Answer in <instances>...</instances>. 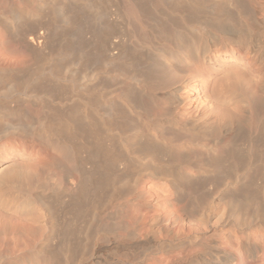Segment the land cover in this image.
<instances>
[{"label": "rangeland", "instance_id": "obj_1", "mask_svg": "<svg viewBox=\"0 0 264 264\" xmlns=\"http://www.w3.org/2000/svg\"><path fill=\"white\" fill-rule=\"evenodd\" d=\"M226 1L0 0V169L14 161L15 166H18L16 168L20 169L22 175H26L23 177L27 178L28 182L34 178V183L46 186L43 193L44 204L47 206V209H44L46 219L38 220V212L34 209L38 203L33 206L32 212L35 213L29 216H22L18 210L12 208H8L9 212L0 211V216H10L13 230L25 224L28 219L32 227L42 231L49 238V243L47 242L42 250L44 259L40 260L34 255L31 257H35L34 261L29 258L28 263L64 264L66 261L65 264H93V260L99 262L108 259L107 263L114 261L124 264V250L118 247V242L124 244V221L137 222L146 212L152 213L150 215H160L161 224L155 226L152 231L154 235L150 232L149 240L146 241L151 246L149 251L146 250L139 257L140 260L134 259V264H165L168 262L166 253L176 251L181 247L179 245H185L183 241L176 242L171 234L162 231L161 228L167 223L165 220L174 219L181 222L191 230V235L199 232L200 237H205L209 233V230H206L205 217H208L209 224L214 226L215 219L209 212H223L225 205L218 206L216 195L207 187L200 190L197 196L188 197L184 202L175 200V188H171L169 182H174V186L180 189L182 185L185 188L187 186L188 193L197 185L196 180L189 183L190 186L175 182L176 176L184 174L185 177L190 173V169L179 158L177 151L182 149L181 142L170 143L175 133L186 137L185 141L183 140L185 143L182 144L193 152H201L206 147L205 144L211 148L207 142L208 138L203 134L194 132L195 135H190L189 126L182 129L176 123H188L202 114L212 120L211 113L218 110L216 103L208 98V88L212 85L214 72L207 70L198 59L202 43H199L194 51L197 59L190 56L188 49H185L186 53L183 50L184 54H179L183 62L175 69L170 60L171 56H157L153 42L154 38L163 33L161 27L169 22L167 18H180L189 11L188 14L197 17L191 29L194 28L203 39V44H207L208 32L219 36L216 24L208 21L212 17L215 18L213 14L216 17L222 16V13L216 11V5L223 6V14L229 11L232 13ZM245 1L250 8H254L256 1L264 3V0ZM179 13L183 15H178ZM262 16L264 17V14ZM161 20L165 24H162ZM241 21H244V25L249 24L245 17ZM253 33L257 35L256 30ZM36 34L45 37L41 47L28 49L25 40ZM145 37L147 40L143 44L140 41ZM169 43H165V46L172 52L173 47ZM151 54L164 65L170 79L180 81L182 78H188L191 81L192 91L186 94V100L172 114L166 111L167 101L154 96L163 89L168 90L169 85L160 84L159 70L153 63ZM235 57L236 63L247 68L242 52ZM128 74L139 77L140 82H132ZM137 126H142V129L136 128ZM135 128L141 131H136ZM67 133L71 135L68 136ZM194 136L197 137L194 139ZM58 146H61V149H58ZM63 147L74 152L73 160L76 158V161L70 159L72 163L64 157L63 152L66 149ZM94 148L101 153L96 161L103 163L109 160L111 166H107L109 169L106 167L109 171L106 179L110 180L109 187L106 185L98 190L95 184L104 181L105 177L102 179L101 175L94 174L97 172L93 169L94 162L91 158L92 152L97 151ZM87 149L92 152L88 153ZM213 149L217 151L215 153L219 152L218 146ZM65 160L69 163L65 164ZM54 162L57 165L53 164ZM212 165L205 166L204 170L211 171ZM68 166L71 169L67 168ZM66 168L71 177L68 181H65L63 173L67 171ZM151 172L156 175L155 178L149 174ZM200 174L202 177L205 175L203 170ZM85 178L90 182H87L89 191L84 195L87 198H81L77 193V184ZM25 179L23 180L26 181ZM89 185H93L92 189ZM75 205L79 207L77 210H81H75ZM182 205L196 213L184 217L181 213ZM51 224L53 227L50 228ZM50 229H55V233L53 231L50 235ZM227 231L218 236L216 249L234 254L237 258L236 264H242L237 238ZM65 232L68 236H63L67 234ZM2 239L3 236L0 238V255L6 256L5 248L9 245L10 248H7L12 249V252L15 250V253L11 252L12 256L7 259L12 258V262L16 259L14 264H25L20 260L26 253L35 254L32 246L25 248L26 245L24 246L15 234L3 239L4 241ZM6 240H9L8 244ZM61 245H64L62 249ZM108 247L113 248L106 251ZM211 249L212 245L205 237L202 246H196L187 260L191 261L199 256L210 260ZM206 250L208 254L205 253ZM4 259L0 257V264L6 261Z\"/></svg>", "mask_w": 264, "mask_h": 264}, {"label": "bare ground", "instance_id": "obj_2", "mask_svg": "<svg viewBox=\"0 0 264 264\" xmlns=\"http://www.w3.org/2000/svg\"><path fill=\"white\" fill-rule=\"evenodd\" d=\"M249 1H251V0H249ZM226 2H227L226 3L227 7L228 6L230 7L232 13L229 11V13H231V14H229L228 12H226L227 14H223V6L222 7H221V5L217 6L218 4L216 5V7L214 6L216 8V11L217 10L219 11V14L222 13V16L220 15L221 16L220 17L219 14L217 13L218 14L217 16H219V17H216V15L213 14V16H215V18L212 17L208 21H210L213 25L216 24V31L219 34V36L217 37V35H214L211 32H208L209 30L208 31L206 30L208 32V34L206 33L208 35L207 39L209 38L207 40V44H205L206 42L203 44V39H201V36L199 35V33L197 31H195L194 28L191 29L192 28L191 26L193 25L194 20H196L197 17H195L194 14H191V13L188 14L189 11L184 13V15H183V13L178 14V15H183L184 17L181 16L180 18H176V16H175L173 18H170V17L167 18L168 19L167 21H169L170 23L167 22L165 24V22L163 23V21L161 20L162 24H165V25H162V27H161V28H163L162 29L163 33L160 34L158 37L154 38V42H153L157 56H159L161 54L171 56L170 60H172V64L174 65L175 69H178L179 64L183 62V61L181 62L182 57L180 56L181 52L184 54L183 50L185 51V49H188V53L190 54V56H192V58H194V59H197V58H195V52L194 51H195L196 47L199 46V43H202V49H201V53H200V56L198 59H200L202 64H204L206 66L207 70H212L214 72V75L212 78V85H210L208 88V98L212 102L216 103L218 110L211 113V115L213 116L212 120L208 119V117L206 118L202 114V115H199L197 117H194L193 119L188 121V123H185V124L176 123V122L175 123L178 124V126L180 125L179 127H181L182 129L189 126L188 131H190L191 134H190V132H188V133L190 135H195V133H197L198 135L203 134V136L208 138L207 142L210 143L211 148L209 145L207 147V144H205L206 147H204L202 151L200 150L201 152H199L198 150H197L198 151L197 153L195 151L193 152L192 149L187 148L184 145V143H185L184 139L186 137L182 134H176L175 135V133H174V136L171 138L170 144H175L176 141L181 142L182 149H180V151H177V152H179L178 155H179L181 162L184 163L185 165H187L190 169V173L186 174L185 177L183 176L184 174L182 176L180 175V177L176 176L175 182L177 181L180 184L190 186L189 183L196 180L195 184L197 186H195L194 189H192L190 191V193H188V192H186L187 186L185 188V186H183V185L180 186L177 184L178 186L181 187V189H180V188L174 186L175 185L174 182H169V183H170V187L172 186L171 188H175V190H174L175 200H177L180 203L184 202L186 199H188V197L197 196L200 190H204L207 187L209 190H212L214 192V194L216 195L217 201H218V206L225 205V208L223 209L225 212L224 211L223 212H209L210 214H212V217L215 219V223L214 224L212 223L214 226L209 224L208 217H205V219H206V230H209V233H208L209 235L207 234V235H205V237H206V239H208L209 243L212 245V249L210 252L211 259L209 258L210 260H207L204 256H199V257L194 258L191 261H188L187 260L188 256H191V253L193 254L194 248L196 246H202V243H203V240L205 239V237L204 236L200 237L198 231H197L198 232L197 234L194 233L191 235V233H190L191 230H189L186 226L182 225L181 222L179 223L177 220L176 221L174 219L165 220L167 223L165 224V226H163L161 228L162 231L164 230V231H166V233L171 234L174 241H176V242L183 241L186 245V246L183 245L184 247L182 245H179L181 247L178 248L176 251H171L169 253H166V256H168V262L165 264H236L237 258H236V256H234V254H232L228 251H223V250L220 251V250L216 249V246H217V243L219 240L218 236L223 234L226 230H228L227 232H229L230 235L237 238L239 253L242 257V264H256V263L257 264H264V17L262 16L264 14V3L262 1H260V3H257L258 1H256L254 8H250L247 4V1L244 2V0H227ZM226 11H228V10H226ZM244 17L248 19L249 24L248 23H245L247 25L243 24L244 21L242 22L241 19ZM158 23H160V22H158ZM187 27H189V28H187ZM255 30L257 31V35H255L253 33V31H255ZM189 32H191L190 35H189ZM44 38L45 37H43V35H41V34H36L34 36L29 37L27 40H25L27 48L32 49L35 47L36 48L39 47L40 44L43 43ZM146 40H147V38L145 37V38H142L140 42H142L144 44V43H146ZM167 42H170L169 43L170 46H172L174 48V49L172 48V50H173L172 52L167 48V46H165V43H167ZM129 47H130V45H129ZM241 52L244 54L245 59L243 60V62H244V64H247V68H243L242 65H240L239 63H236V57L235 56ZM73 53H75V52H73ZM185 53H186V51H185ZM217 54H218V56L221 57V59H219V57L216 56ZM151 55H150V57L152 59L154 55L153 54H151ZM183 56H187V54L183 55ZM229 56H233V57H229ZM154 58L152 59V61H154L153 63H155V65L158 67L159 78L161 79L160 84L162 86L165 83L169 85L168 90L163 89L160 93H155L154 96H155V98L165 99L167 101V104H168L166 111L168 113L172 114L178 108V106L182 105L183 102L186 100L185 99L186 94L190 93L192 91L191 81L188 78H185V79L182 78V80H180V81L177 79H173V80H172V78L170 79V77H168V73H167L166 69L164 68V65L156 59V56ZM76 60H77V58H76ZM51 70H50V72H51ZM136 72H139V71H136ZM129 73H133V72H129ZM141 73L140 74L142 77L143 71H141ZM134 74H135V72H134ZM135 75H137V73ZM135 75L132 76V75L128 74V78L134 83L135 82L139 83L140 78L136 77ZM43 89H45V88H43ZM132 102H133V100H132ZM80 125H78V126H80ZM59 126H60V124H59ZM127 126H129V125L127 124ZM174 126H175V124H174ZM77 128H79V127H77ZM124 128H127V127H124ZM132 128H134V127H132ZM136 128H138V126ZM135 129H133V130H135ZM138 129H136V131H141ZM140 129H142V126ZM79 130L81 131V129H79ZM186 131H187V129H186ZM90 132H91V130H90ZM70 135L68 134V136H70ZM188 137L190 138L189 135H188ZM196 137L197 136H194V139ZM190 139H192V138H190ZM182 142H184V143L182 144ZM60 144H62V143H60ZM215 146H218V148H219L218 153H215L217 151H214L215 149H213ZM59 147H61V146H58V149H61ZM74 147L75 146H73V148ZM63 148H64V150L66 149L65 152H63V153H65L64 157L68 160H70V159L73 160V158L75 157V154H73L74 152H72L71 150H67V147L66 148L63 147ZM84 149H85V147H84ZM89 149H91V148H89ZM94 149H97V148H94ZM89 152H92V151L88 150V153ZM93 152H92V157H91V154L89 156L92 158V162H94L93 163L94 164L93 169L95 170V172L97 171L98 173L97 172L94 173V171L92 173L98 174L99 176L101 175L102 179L105 177L104 181L103 180H102V182L97 181L98 183L95 184V186L97 185L96 190H98V189L108 185V183L110 181L109 178H108V180H106L108 177V174H109V171H107V168L110 166V164L108 163L109 160L107 161L105 159L106 156L104 157V159L106 160L105 162L104 161H103V163L97 162L96 160H98L99 156H101V153L98 151V149H97V151L94 150ZM81 154H82V152H81ZM86 155H87V153H86ZM103 155H105V154H103ZM89 156H88V158H89ZM118 156H120V155H118ZM62 158H63V156H62ZM153 159H155V158L153 157ZM153 159H152V161L154 162ZM62 160H60V161H62ZM72 160H70V161H72ZM67 161L66 160L64 161L65 164ZM73 161H72V163H73ZM13 162H11L10 164L4 165L0 169V211L9 212L10 210L8 211V208H12L13 210L14 209L18 210V212L20 214H22V216H25V214H28V216H29V214H34L37 211L38 212V220L39 219H41V220L46 219L44 209L46 210L47 206L44 204L45 196L43 195V193L46 189L45 188L46 186H43V185L41 186L40 184H38L36 182L34 183V181H33L34 178H32L33 179L32 181L30 180V182H28L27 181L28 179L24 178L26 175L25 176L22 175L21 172L19 171L20 169L18 170L16 168L17 165L15 166V163H13ZM155 162H157V161H155ZM67 163H69V162H67ZM53 164H55V162ZM75 164H77V163H75ZM209 164H213L212 165L213 169H211V171L208 172V171L204 170V167L209 165ZM214 164L216 167H214ZM55 165H57V164H55ZM68 165H70V164H68ZM80 165L81 164H79V166ZM111 165H113V164L111 163ZM125 165H127V164H125ZM90 166L92 167V165H90ZM71 167H74V166L71 165ZM67 168H70V167L68 166ZM67 168H66L67 171L63 172L65 177H66L65 181L66 180L68 181V178L70 177L69 176L70 171H68ZM114 168H116V167H114ZM123 168L125 169V167H123ZM128 168H130V167H128ZM63 169H65V168H63ZM202 170L206 176L205 175L203 177L201 176L200 173L202 172ZM74 171L75 170H73V172ZM125 171H126V169H125ZM75 172L77 173L79 171H75ZM83 174H85V173H83ZM149 174L153 178H155V176H156L152 172ZM158 175H161V174H158ZM71 176H72V174H71ZM85 176H86V174H85ZM118 177H120V175ZM166 177H167V175H166ZM23 179H25L29 184L26 181H24ZM85 180H86V178H85ZM85 180L80 181L77 184V189H78L77 193H78V196L81 198L85 197L84 195L87 194L86 193L87 191H89V190H87L88 189L87 188L88 187L87 186L88 181L87 180L85 181ZM90 181H92V180H90ZM88 183L90 184V182H88ZM92 184H94V183H92ZM111 185H112V182H111ZM91 186H93V185H91ZM91 186L89 185V188H91ZM108 187H109V185H108ZM90 191H92V190H90ZM93 191H94V189H93ZM101 191H102V189H101ZM85 198H87V197H85ZM88 199H90V198L88 197ZM71 200L74 201L73 199H71ZM78 201H80V200H78ZM35 203H38V205L36 207L34 205ZM76 205L74 207L75 210H77V208H79ZM83 205H84V203H83ZM33 208L36 209L35 212H32L34 210ZM79 210H81V209H79ZM79 210H77V211H79ZM192 210L193 209H188V207L186 205H182V207H181V211H182L181 213H182V215H184V217L189 216V214H191V216H193L196 212L192 211ZM80 214H76V215H80ZM150 214H152V213L146 212L139 221L136 220L137 222H135V220L133 223L128 222V221H124V244L121 242L122 243V245H121V243L118 242V245L119 244L120 245L119 246L117 245L119 248H122L124 250V264H134V261H135L134 259L138 258V260H140L139 257L142 256V254L146 250H148L149 247H151L149 242H146V241L149 240V236L152 233V231L154 230L155 226L161 224V223H159L160 222L159 218H161V217H160V215L158 216L154 213H153V215H150ZM35 217H36V215H35ZM0 218H1V222H0V234H1L0 236L1 237L0 238H2V236H3V239H8V236L15 234L19 238L20 242L23 243L24 246L26 245L25 248H28V246H30V247L32 246L33 252H35V254H33V255L31 253L30 254L26 253L24 255L22 254L23 255L22 256L23 261H22V259L20 260L22 263L30 264V263H28V259L33 257L34 255H36L40 260L44 259L45 256H43L42 250H43L45 244L48 242L47 240L49 238H47L42 233V231L40 232V230L32 227V225L29 224V221H27L28 219L26 220L25 224H23L19 228L16 227L17 229L13 230L11 225H10L11 221H9L10 220L9 215H7V214L1 215ZM26 218H28V217H25V219ZM49 220H51V219H49ZM49 223H51V221ZM49 223L47 222V224H49ZM60 226H62V225H60ZM66 226H68V225H66ZM49 227L51 228V227H53V225L49 226ZM54 230L55 229H53V230L50 229L49 234L52 235ZM67 231H68V229H67ZM202 232H204V231H202ZM54 233H55V231H54ZM65 233H67V232H65ZM84 234H85V231H84ZM66 235L68 236V233L63 235V236H66ZM59 236H62V235L60 234ZM63 236H62V238H63ZM55 237L58 238L57 236H55ZM15 238H16V236H15ZM3 239H2V241H4ZM63 240L64 239H62L61 241L63 242ZM66 240L67 239L65 237L64 241H66ZM7 241H9V240L5 241L6 244H8ZM5 242H4V244H5ZM108 243L110 244V242H108ZM181 244H183V243H181ZM6 246L9 247V245H6ZM63 246L61 245L60 249H62ZM112 246H113V244H112ZM7 247L6 248L4 247L6 250V251L4 250L6 252V253L4 252V254L6 256L4 257L1 254L0 257H3V259L6 258V259H4L6 261L3 264H14L15 263L14 261L16 259L13 260V262H12V260H11L12 258L9 260V258L7 259V257L8 256L10 257V255L13 252L15 253V250L12 252L11 251L12 249L9 250L10 247L9 248H7ZM22 248H23V246H22ZM112 248L113 247H111L110 249H112ZM119 248H117V249H119ZM96 249H98V248H96ZM108 249H109V247L106 249V251ZM58 253H60V252H58ZM205 253L208 254V251L206 250ZM65 254H66V252H65ZM37 257H36V259H38ZM52 257L55 258V256H53V254H52ZM34 258L33 259L31 258L30 260L34 261ZM40 260H38V262ZM93 261H94L93 264H117L114 261L107 263L106 261H108V259L106 261L105 260H100V261L98 260L99 262H97V261L95 262V260H93ZM65 262H64V264H65ZM161 263H162V261H161ZM140 264H143V263H140Z\"/></svg>", "mask_w": 264, "mask_h": 264}]
</instances>
